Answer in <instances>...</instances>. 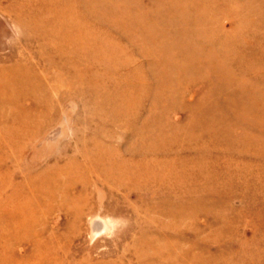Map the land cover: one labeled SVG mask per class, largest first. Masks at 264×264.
I'll list each match as a JSON object with an SVG mask.
<instances>
[{
	"label": "rangeland",
	"instance_id": "obj_1",
	"mask_svg": "<svg viewBox=\"0 0 264 264\" xmlns=\"http://www.w3.org/2000/svg\"><path fill=\"white\" fill-rule=\"evenodd\" d=\"M0 264H264V0H0Z\"/></svg>",
	"mask_w": 264,
	"mask_h": 264
}]
</instances>
